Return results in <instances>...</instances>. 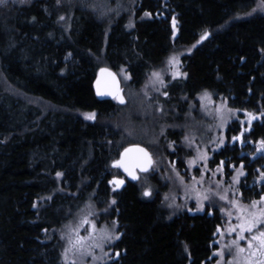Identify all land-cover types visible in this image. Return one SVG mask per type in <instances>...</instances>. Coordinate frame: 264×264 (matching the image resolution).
Returning a JSON list of instances; mask_svg holds the SVG:
<instances>
[{
	"label": "trees",
	"instance_id": "1",
	"mask_svg": "<svg viewBox=\"0 0 264 264\" xmlns=\"http://www.w3.org/2000/svg\"><path fill=\"white\" fill-rule=\"evenodd\" d=\"M63 3L0 4V264H61L51 232L89 201L118 223L114 249L120 256L108 264H213L217 214L184 213L168 221L158 199H143L136 183L111 190L125 145H119V132L101 123L115 117L118 106L97 100L94 83L102 62L115 72L124 68L139 88L172 48L205 35L182 59L186 78L172 82L167 93L192 100L209 91L255 115L244 146L226 144L214 157L245 173L239 182L244 201L262 198L264 177L258 188L251 185L264 163L258 150L264 141V15L258 0H142L131 30L125 17L109 27L85 8ZM68 12L69 21L63 20ZM143 13L151 18L140 20ZM84 112L95 113L97 121L83 120ZM233 125L227 138L238 130Z\"/></svg>",
	"mask_w": 264,
	"mask_h": 264
},
{
	"label": "rangeland",
	"instance_id": "2",
	"mask_svg": "<svg viewBox=\"0 0 264 264\" xmlns=\"http://www.w3.org/2000/svg\"><path fill=\"white\" fill-rule=\"evenodd\" d=\"M63 1L65 6L77 5L85 8L109 27L120 17H125L126 28L131 30L142 0ZM261 3L258 0L256 8L259 9V14L264 15ZM70 15V12L68 16L63 14L62 19L69 21ZM144 18L150 19L151 15L143 13L139 19ZM171 22L173 41L177 35L175 17ZM204 37L205 35H201L192 45L172 48L162 65L152 69L139 88L131 86L130 76L124 68L116 71L123 89L125 105L121 106L113 100L118 106L115 117L101 120V123L119 132V145L123 143L124 148L140 146L149 152L153 159L152 165L147 171L138 173L136 184L143 199H158L168 221L184 213L207 212L218 215L220 223L216 227L212 242L215 246L212 253L213 264H260L264 261V254L257 251L255 246L248 247L252 233H241L239 225L242 223L240 217L247 216L248 211L264 209V195L257 200L244 201L239 182L245 173L236 164L227 162L226 159L216 161L214 157L226 144L230 148L232 144L238 148L244 146V137L255 121V115L249 111L231 108L225 97H215L209 91L201 92L192 100L167 93L172 82L186 78L182 59L191 55ZM173 58L175 63H171ZM99 65L106 67L102 62ZM33 104L40 109L50 108L42 102ZM88 114L93 112L80 113V116L85 121H97L95 113V119H86ZM233 124L237 125L238 130L227 138V130L231 127L235 130ZM249 152L241 151L244 157L253 162L255 157ZM262 167L254 172L259 175L251 184L254 188L261 185L264 163ZM118 172L120 174L113 173L109 181L114 192L121 190L127 182V177L119 170ZM116 180H123L124 183L117 186L113 183ZM145 192L150 195L145 196ZM254 201L257 202L256 208L251 207ZM241 209L245 211L242 212ZM108 215L104 208L99 210L89 201L71 215L70 220L52 230L51 236L59 245L61 264H108L119 258L120 252L114 249L120 239L118 223ZM83 220L88 223H82ZM261 230H264V226H261ZM105 234L110 239H101ZM78 237L85 238L82 248L72 246V242ZM97 243L101 246L95 247ZM240 248L244 251L240 252Z\"/></svg>",
	"mask_w": 264,
	"mask_h": 264
},
{
	"label": "snow or ice",
	"instance_id": "3",
	"mask_svg": "<svg viewBox=\"0 0 264 264\" xmlns=\"http://www.w3.org/2000/svg\"><path fill=\"white\" fill-rule=\"evenodd\" d=\"M3 3H5V0H0V4H3ZM260 7L264 8V0H262ZM171 63H175V58H173ZM102 71H104V70H102ZM153 75L158 77L157 73H154ZM104 94L105 93L100 92L98 89V95H104ZM113 98L119 99L120 103H124L123 97L114 95ZM205 98L206 99L209 98L207 96V94H205ZM85 118L90 119V120L95 119V114L94 113L88 114V115H86ZM252 118L254 119L255 117H252ZM258 150L264 151V141L261 142L260 149H258ZM130 152H137V153L143 154V157L146 158L148 163H150V157L148 156V153L143 148L126 149L125 150V156H127L128 153H130ZM137 166L140 167L141 171L147 170L146 165L143 163L138 164ZM114 167H123L124 170L126 172H128V174L130 176H132L133 179H136L134 172L124 163L123 159L121 161H118L114 165ZM113 183L116 184L117 186H119V185H122L124 183V181L123 180H116V181H113ZM148 195H150V193L145 192V196H148ZM221 199H224V197H221ZM262 199H264V198H262ZM256 206H257V202L254 201L251 207L256 208ZM241 211L243 212L245 210L241 209ZM240 219L242 220V223L239 225L241 233H244V232L252 233L251 241L249 242L248 247L253 248L255 246V247H257V251H260L262 254H264V230H261V226H264V209H261L257 212L248 211L247 216H242V217H240ZM82 223H88V221L83 220ZM101 239H110V237H108L107 234H105V236L102 237ZM241 239H243V236H241ZM84 241H85V238L78 237L74 242H72V246L74 248H82ZM253 242H255V244ZM94 246L100 247L101 245L99 243H97ZM239 251L243 252L244 249L240 248ZM252 255H255V253H252ZM260 264H264V261L260 262Z\"/></svg>",
	"mask_w": 264,
	"mask_h": 264
},
{
	"label": "water",
	"instance_id": "4",
	"mask_svg": "<svg viewBox=\"0 0 264 264\" xmlns=\"http://www.w3.org/2000/svg\"><path fill=\"white\" fill-rule=\"evenodd\" d=\"M102 70H104V71H102ZM97 72H98L97 73V79H96V83L94 86L95 95H96L97 100H99V101L116 100V102L119 105H124L125 100H124V103H120L119 99L113 98L114 95L123 97V89L121 88V84L119 82V79L115 75V73L112 70H109L107 68H102ZM98 89L100 92L105 93V94L104 95H98ZM123 99H124V97H123ZM134 148H142V147H140V146H129V147L125 148L124 151L122 152V154L119 156L118 161H121L123 159L124 163L134 172V174L136 176L137 171H139L140 173L145 172V171H141L140 167H138L137 165L143 163L146 165V167L148 169L152 165V159L150 158V163H148L146 158L143 157V154L137 153V152H130V153H128L127 156H125V150L126 149H134ZM148 156L150 157L149 153H148ZM117 169L121 173L127 174L132 180H134L132 178V176H130L128 174V172H126L124 170L123 167H117Z\"/></svg>",
	"mask_w": 264,
	"mask_h": 264
},
{
	"label": "bare ground",
	"instance_id": "5",
	"mask_svg": "<svg viewBox=\"0 0 264 264\" xmlns=\"http://www.w3.org/2000/svg\"><path fill=\"white\" fill-rule=\"evenodd\" d=\"M102 68H107V69H109V70H112L111 68H109V67H101L100 69H102ZM99 69V70H100ZM98 70V71H99ZM114 73H115V75L117 76V73L114 71V70H112ZM98 73V72H97ZM117 78L119 79V77L117 76ZM96 79H97V75H96ZM119 82H120V80H119ZM95 83H96V80H95ZM95 83H94V86H95ZM120 84H121V82H120ZM94 92H95V90H94ZM125 105V104H124ZM122 106V105H121ZM129 147V146H128ZM125 149V148H124ZM124 151V150H123ZM122 151V152H123ZM122 152H121V154H122ZM120 154V155H121ZM122 174H124V173H122ZM126 177H127V181H130V182H133V183H136L137 182V180H138V175L139 174H136V179H134V180H132L127 174H124Z\"/></svg>",
	"mask_w": 264,
	"mask_h": 264
}]
</instances>
